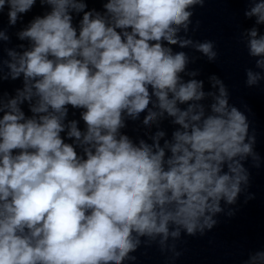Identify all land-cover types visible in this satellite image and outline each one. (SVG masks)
<instances>
[{"label":"clouds","instance_id":"1","mask_svg":"<svg viewBox=\"0 0 264 264\" xmlns=\"http://www.w3.org/2000/svg\"><path fill=\"white\" fill-rule=\"evenodd\" d=\"M206 2L0 0V264H136L153 245L175 264L183 237L255 199L251 109L216 74L206 90L185 51L218 58L215 41L189 35ZM238 2L251 21L238 37L253 64L244 83L260 88L264 0ZM37 5L48 10L25 22ZM18 26L23 51L3 46ZM241 264H264V247Z\"/></svg>","mask_w":264,"mask_h":264},{"label":"water","instance_id":"2","mask_svg":"<svg viewBox=\"0 0 264 264\" xmlns=\"http://www.w3.org/2000/svg\"><path fill=\"white\" fill-rule=\"evenodd\" d=\"M249 191L255 199L244 203L242 195L235 216H219V224L203 237H183L178 242L183 255L175 264H241L248 251L264 247V180H251ZM134 255L136 264H168L155 245Z\"/></svg>","mask_w":264,"mask_h":264}]
</instances>
